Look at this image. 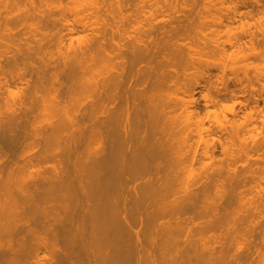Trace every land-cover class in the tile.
<instances>
[{
    "label": "rangeland",
    "instance_id": "rangeland-1",
    "mask_svg": "<svg viewBox=\"0 0 264 264\" xmlns=\"http://www.w3.org/2000/svg\"><path fill=\"white\" fill-rule=\"evenodd\" d=\"M121 1H122V4L126 1V3L123 5V12L125 14L124 16H127L124 21H125V24L129 30V33L127 34L128 37L125 38L127 43L131 44L129 42H131L132 40L135 41L136 38L143 39V40L148 39L147 41L149 43H151L152 41L155 42L156 46L152 45V44H154L152 42L150 47L153 46L151 48H155V50L158 48L159 51L157 49L158 52H156L155 58L150 57L152 59H148V61L154 60V62H151L152 64L154 63V65H157L159 63V66H156L157 69H159V71H163V72L165 71L168 73V71L170 70L172 73H174L173 70H177V71H179V74L181 73L180 78H179V79H181V83H177V85H175L174 84L175 82H171L170 84L173 85L171 87L170 84H168L167 80H166L163 82L165 90H159L156 92V95L159 98V100H163V98L167 99V102H168L169 107H170L169 111L173 116L172 118L174 119L173 122H171V130H170V133L168 132V134H169L168 137H169L170 141L172 142V151L175 152V155L177 156V162L176 163H173V162L170 163L166 170H168V169L172 170L174 172L173 175H176V176L178 175L180 178L179 180L183 183V187L185 186L184 184H189V188H187V190H191V192H192V189H194L195 194H194V192L191 193V196H193L194 198H196L195 195L197 192L199 193V195H201V196H198V198L202 197V191H203V195H204V193L206 195V196L205 195L203 196L202 200L198 199L199 203L196 202L197 199H195L196 200L195 201L194 198H192L193 199L192 202L194 203V204H192V202H191L193 209H191V207H190V210L188 209L187 213L185 210H182L185 206L183 207V205H181V204L184 202H182V203L180 202L182 209H180V206H176L175 208H173V206H174L173 205L171 207L170 205H172L174 201L171 204H170V202H167V205H165L166 200L169 199L168 195L170 193L169 192L170 190L173 189L172 190L173 192L171 191L172 193L169 196H172V194H173L174 197H170V198L171 199L174 198L175 201H176V199H175L176 195H174V193H175L174 191H179V192H176L175 194H177V196H180V197L182 195L187 194L186 192H184L186 190L177 189L178 186L180 188V184H181L180 181L177 180V181H175L176 183L174 182L176 184V187L171 188V186L173 184H171V186L169 184L167 186L170 188V189L168 188L169 189L168 192L166 191V193L163 194L164 196H159L160 197L159 199L162 200V199L166 198V194H167L168 198L165 201L164 200L162 201L166 207L161 203V200H158L159 201L158 203L156 202L158 205L155 203L157 205V206L156 205L155 206L158 208H161L162 206H164L163 208H165L164 212L166 214L161 211V209H162L161 208L159 211L162 212V215L160 213L156 216V214H155L156 207L154 206V204L150 205V206L147 205L148 208L152 207L153 208V209L151 208L152 210H154V208H155L154 212H150V210H149V212L151 213L149 215V219H148L149 222L148 221H147V223L143 222V221L138 222L139 221L138 220L136 224L132 225L133 229H131V231L132 230H139L141 233L139 236L142 239H143V236L145 237L148 234H149V236H151V235L154 236V234H155L156 239H159V242L161 244H163L165 242L164 243L165 244L164 249H161V247H163V246L158 244L159 243V242H157L158 240H156V242H154L153 239H155V237L152 238V236H151V240H153L154 243L150 242L151 240H148V238H150L149 236L148 237L146 236L147 239L144 238L146 241L148 240L146 242V245H144V246H146L145 248L147 249L148 248L147 245H149L150 246L148 248L149 251L152 249V247L154 249V251L152 249L149 254L151 255L152 251L154 252V254H153L154 256L152 255V258H154L156 264H174V263H171L172 262L171 260L174 256L173 255L174 251L178 252L177 250L181 249L182 253L184 254V252H183L184 250L182 248L186 244V247L188 246L187 250L188 251L190 250L189 252H191L192 249H197V247L199 248V246L203 245L201 242H199L200 240H202L206 236L209 238L210 236H208V235H211L214 232H215L214 235H211L210 238H211V240L215 239V242H212L210 240V238H209V240L211 243H216L213 245L215 247L217 246V248L213 247L212 244H208L210 242H209V240H207V237L204 240L205 242H203V240H202V242L205 244L206 240H207V247L210 249V247L212 246L211 247L212 250L211 249L210 250H211V252H213L214 255H215V253H214L215 250H217V249L220 250V253L219 252L216 253L217 254L216 256H217V260L219 262H220V260H224L221 262V264H226L225 263L226 260H228L230 262L232 260V264H233V260L234 259L236 260L238 255L240 256V258L238 257V259H241V261H239L237 259L239 262L236 260L238 263L243 262L244 264H264V121H263L264 120V101H263L264 100V0H172V1L168 0V2L166 0H121ZM108 2H110V1H108ZM111 2H115V0H111ZM83 4H84L83 0H34V3H31L30 0H23L21 6L22 7L25 6L27 8L31 7L29 13L19 14V11L17 10V8L11 9L12 7L9 8L10 9L9 12H8V10L6 12L5 11L6 9H5V10H2L5 12L0 13L1 15L4 14V16H5V14H7L6 16L9 17L6 20V18H7L6 16L5 17L0 16L1 18L3 17L5 19L4 20L2 18V20H1V18H0V21H1L0 36H2L0 38V65H2V66H0V69L3 66L5 69L6 68L8 69V73L6 74V77L8 76L7 79L10 80V74L11 75L18 74L17 71H20V72H24L26 70L28 71L31 68V65L32 66L36 65L32 68L36 67L35 69L38 68L37 69L38 71H40L42 69L44 71V69H45L44 67L39 69V66L41 67L40 62H42V65H44L43 64L44 62H43V60H41V57L46 62V65H44V66H48V63L50 64V62H51L52 68L50 67L51 64L49 65V67H50V69H53V70H50V69L48 70L47 68H49V67H47L45 70L46 73L41 71L42 73H38V75H37L40 78L42 77V79H40L39 77L37 79V76L35 75L34 72L30 73L33 77L30 74H28L29 72H31V70H32V68H31V70H29L28 73L26 72L27 75H25L26 80H27V77H29V79L27 80L29 83L27 81H25V83H24L23 80H21V81L17 80V81H20V83H18L16 81L18 84L17 83H6L5 82L6 78L3 77L4 75L3 74L0 75V140H2V138H3V136L1 135V132H4V130L7 132L6 129H8L7 125L9 124V122H7V121L10 120L9 117L12 115V114H10L12 111L11 110L9 111V109H8L9 108L8 103L9 102L11 103L13 101V99L15 101V99H18L19 97L21 98L22 94L26 95L27 93H28V95L26 96V98L22 97V99H20V100H22V103H23V99H25L26 103H27V100L31 102V103L29 102L28 104L23 103V105H22V103L20 104L21 101L19 99H18L17 103H19L20 105L19 104L16 105L15 104L16 101L14 102V104H15L14 107L21 108V105L24 108L26 107V109L21 108V110L24 111L25 116L27 114L28 118H29L28 114L30 112V118H29L30 121L28 122L27 117H26L27 118L26 120L28 123L26 122L24 117H22L23 119L19 118V117H21L19 115L23 114V112L18 115L16 112V111H18V108H16L17 110L15 109L16 110L15 112L14 111L12 112L14 115H15V113L17 114L19 121L21 119L25 122V124L24 123L22 124V123H19L18 120H17L18 122L14 120V122H16V124L19 123L20 127L18 126V129H17L19 134L22 132V131L20 132L22 126H24L26 128V129L22 128L24 130L25 135L24 134H22L24 136L20 135L21 137H19V139H18V137H17V136H19L18 133L15 134V132L17 131L16 128H14L16 130V131L14 130L15 131L14 132L12 127L11 128L9 127V129H12V131L14 132V133L12 132L14 134V136L10 132V130H8V134H11L8 137L11 136L14 138L17 135L15 138H16V140H19L18 141L19 143L15 140L18 143V145L16 144L17 146H15V150L12 151V152H14L13 154H15L16 156L14 155L15 158L10 160V161L15 160V161H17V163L14 165L12 162H9V160H7V163L9 162L8 164H6V163H4V164L1 163L3 165L0 164V167L4 166L3 170L5 169V171H6V172L4 171L5 173L4 172L2 173L3 170H1V172H0V252L2 253L4 250L5 253H9L11 255L10 256L9 254H6L7 256L6 257L3 256V258L0 256L2 259H4V260H2L0 258V264H17V263L20 264L21 260H22L21 264H45V263L52 264V262H53V264L54 263L55 264H60V263L63 264V262H59V260H57L58 263L55 262L56 260H54L57 255L54 252L55 248H53V247H55L54 245L56 244L57 241L53 242L51 240L50 241L51 244L52 243H54V244H52L53 246L50 244V246L46 247L47 251L45 250V247H43L41 243H39V244H41L40 245L41 248H40V246L38 247L37 245H35V247L37 246L39 249H37V248L35 249V247L32 248L33 246L31 245L29 240L30 241L32 240L33 242L32 241L31 242L34 244H36V243L38 244V242H40V239H37V238L39 236L38 233H41V234L43 233V225H41L43 223V221L42 220L38 221V220L44 219V221H45V218L42 216L44 214L42 211H40L41 208H39V210H38V205L36 206V204H34L35 202L33 203V199H31V200L33 203L32 205L34 207V210H32L33 207H31L32 206L31 204L29 205L28 203H26L27 199L22 198L23 197L22 195L25 194V192H23V194H22V191L29 190V191L33 192L32 189H33V186L35 185L34 184V182H35L37 185L36 188H37L38 192L47 193V191L50 190V192L47 193L48 194V202L47 203L48 204L50 203L49 205L52 204L53 206H55L54 203H57L58 201H61V200L62 201L65 200V199H63L62 195L64 194V191H65L64 195L68 194V192H66V191H69V190H66L67 188H65L63 190L61 188H57V186L55 187L56 184H53V183H56V182H54V181L53 182L51 181V183L48 182V180L41 182V180L39 179V178H41V175L42 176L48 175V173L44 174L45 173L44 172L42 174L41 172H43L44 170H48L49 168L54 169V170L52 169L53 174H55L57 172L58 169L57 170H55V169L58 168L56 165L59 166V164H60L59 160H58L59 164L53 163L51 165L52 168H51L50 164L52 163V161L56 162L57 157L58 158L62 157L65 159V157H63V155H64L63 153H65L66 147H68L67 141L70 140V138H69L66 141V138H68V136L70 135V132L72 131L70 129L69 125H65V124H61L58 126L55 125L57 123V122H55V120L57 121L56 117H58V119L60 116H61L60 118H63L62 116H64L65 113L64 112H63L64 114L59 113L62 111L57 110V106L54 103V94H56L60 91H62L60 93H63V90L65 89L66 94L63 93V96H62V94H61V96L63 98L64 95H66V96L69 95V96H67V98H65V97L63 98L66 100V101L63 100V101H65V102H63L64 105L69 107V115L74 116V117L78 116L77 118L79 119L78 120L79 123L83 121V118L84 119L86 118L85 120H87V122H85V120H84V122H85L84 125L82 124L85 127V124L87 123L86 124L87 127H85V128L80 123V125L83 127V132L81 134H77L76 137L74 136V138L71 136L72 137L71 139H73L72 141H75V140H77V141L74 143L69 141V142H71L70 146L76 147V148L72 149L74 152V154H73L74 157L72 159L73 155L71 154L72 155V156L70 155L71 158L69 157L70 160L71 159L74 160V162L77 164L78 168L79 167L80 168H83V167L86 168L88 165L87 161L90 159V157H89L90 154H92V156H93L95 153V152H93V153H91V152L96 151L97 148H98L97 150H99V147H101L100 133L96 132V129L101 128V125L97 128L94 127V130H91L93 125H95L94 123H96V125H99L97 122L93 121L96 118L92 120L94 123H91L90 117H92V116L84 117V116H86V114L83 113L84 114V115L82 114L83 118H79V117H81L80 114L83 111L85 113L87 112V116H89L88 113L91 114V109H92V111L94 110L93 109L94 106H93V108H91V105L93 103L92 100L94 99L95 94L97 93L96 90L100 87L102 77H103V73H107V71L109 70V66H110V61L105 56V51L103 48L104 46H103L102 42H100L101 45H98V44L95 45L92 50L90 48L91 51L88 52V54L90 53L89 58L87 56L88 55L87 52H86V56H85V53L79 55L82 58H83L82 55L87 57V59L85 57L83 59H81V60L85 61L84 65H83V61L79 60L81 57L77 56V57H79V59H78L79 62L80 63L82 62V68L84 66V69H81V65H80V69L77 68V64L79 62H78V60H75V58H74L75 54H73L74 53L73 51L76 49H73V48H75V46L77 45V43L79 41H81V43L82 44L84 43L85 45H94L93 43L99 42V40L101 38H99L97 32L95 31L98 28L96 25H99V24H96L95 26L93 25L95 27L94 30H89V31L81 30L78 33H75L74 34L75 36L73 37V38H75V40L72 39L73 42H71L72 40H70L71 39L70 37H66V38H70L69 41H68V39L65 40L66 42L67 41L69 42V43L67 42L69 46L71 44V46L68 49L69 50H70V48L73 49V50H70L71 54L69 52L68 55H67V51H69V50L67 49L68 46H67V44H65L66 43L65 41H64L65 46L62 43L63 45H61V48L60 47L57 48L58 47L57 45L60 46V44L58 42V37H59V27L61 26V24H59L57 27L50 25L49 27H47L43 30L44 32L49 34L48 38H51V40L48 39L49 45H47V43H46L47 41H46V42H44V44L42 43V45L38 46L39 48L43 45L45 46V47L43 46L44 47L43 50H41V48L39 49V53L37 52L38 49L36 51L35 48H33L34 50L32 49V51H34V52L36 51L38 53L36 56L32 57L33 59L27 58L29 55L28 54L29 51L27 49L29 46H31V48H32V45H33L32 40L31 39H21V40L11 41L10 39L7 38V33H9L10 29L18 30V32L22 29H26V28L29 29L30 28L29 25L27 23H25L24 21L34 22L35 21V19H33L34 15L37 16V13H41V12L47 13L49 11H52V12H57L58 17L64 16V15H66V16L68 15V16L72 17L71 15L73 13H75V11L77 9H80ZM107 6H109V5H107ZM110 7H111V5H110ZM0 8L4 9L3 5H0ZM233 8H237L239 10V14L236 17H234L233 13L231 12V10ZM104 15H106V14H104ZM241 21L248 22L250 24L249 27H251V28H249V30H250L249 32H245L242 30V28L240 27ZM227 25H233L234 26L235 34L238 35V37L241 41V44L243 45L242 48L239 49L238 47H236V46L233 47L230 44H225L223 46L222 41L228 38V31H227V27H226ZM138 29L140 31L142 30V33H139ZM148 29H150L149 32L152 29H153V31H151V33L149 34ZM63 32L66 33L65 30ZM93 34L96 37V38H94V40L97 39V42L90 39V37ZM94 35L92 37H94ZM87 38L90 39L91 42ZM86 39L89 41L88 44H86V42H85V41H87ZM206 40L208 42H211V43L213 42V40H215L216 46H214V44L211 45V43H210L209 46L206 45L204 47L203 42ZM49 41H51V42H49ZM165 42L168 43L170 45V47L167 44H163ZM251 42L254 43L253 49L257 53H255L253 50H250L252 48H250V46H248V45H250ZM156 43H160L161 48ZM182 43L187 44V45L184 46V44H182ZM72 44H73V47H72ZM79 44H80V42L78 43V48H79ZM194 44L195 45L198 44V45L193 47ZM85 45H84L85 48L82 45L81 46L83 48L80 46L82 49H84V52L86 51L85 49H87V51H89L88 47H93V46L87 47ZM157 45L159 47H157ZM188 45L191 46L193 49L191 47L189 48ZM101 46H103V47H101ZM25 49H26V51H25ZM29 49H30V47H29ZM58 49L61 50L60 54H59ZM195 49H197V51ZM40 50L42 52H40ZM27 51H28V53H27L28 55H26L27 57H25V54ZM223 51H225V53ZM34 52H31V53L33 54ZM234 52L239 53V54L235 55ZM16 53H17V56H20V57H18V59L20 58L19 64L17 63L18 60L15 62V60L17 59V56H15L14 54H16ZM62 53H65V54H62ZM23 54H24V56H22ZM72 54H73V56L70 57ZM31 55H29V56L31 57ZM63 55H64V57L67 55L68 60L66 57L63 58ZM190 55H191V57L193 55L195 58L194 57L191 58ZM45 56H46V58L51 56L49 59L47 58L48 61L50 60L49 62L47 61ZM59 56L62 58V61H60L61 58ZM164 56L165 57L169 56V57L165 58ZM12 57H14L16 59H14ZM22 57H25L26 59L21 62ZM38 57H40V60H41L40 62H39ZM51 58H53L52 59L53 61L51 60ZM72 58H74V59L72 60ZM130 58H131V56H130ZM164 58L166 59V61L164 60ZM56 59H57V61H56ZM69 59H70V61H74V60L77 61V62H75V63H77L75 65H74V62H71L73 65L72 69L75 66L74 69H76L77 72H75L76 70L74 71V69H73V71L72 70L69 71L70 70ZM167 59L168 60L170 59V60L167 61ZM12 60H14V61L12 62ZM30 60H32V61H30ZM162 60H163V62H162ZM65 61H67V62H65ZM146 61H147V59L142 61L143 63L140 62L139 65L137 64V66L141 67V65H142V67H143L144 64L146 66V63H147ZM56 62L59 65H57ZM62 62H64L63 64H66V65L62 64V66H64V68L68 64V66H67L68 71H66L67 69L66 70H62V69L60 70L59 69ZM156 62H157V64H156ZM37 65H38V67H37ZM56 66H58L59 68ZM55 67L59 69L61 75L63 74L62 77H61V75H58L59 72H57L56 73L57 75H55V73H54L55 72L54 69H56ZM70 67H71V65H70ZM49 71H53V72H49ZM61 71H63L64 73ZM65 71L69 72L70 74L67 73L66 74L67 76L64 75ZM47 72H49V73H47ZM72 72L73 73L75 72V74H72ZM171 72H170V75H171ZM51 73H52V75H51ZM53 73H54V75H53ZM76 73H78V74L76 75ZM245 73H246V75L248 74L247 76L251 78V81H252L251 83H250V79L246 78L247 77L246 75L243 76ZM42 74H44V75H42ZM49 74L51 75V78H50ZM40 75H42V76H40ZM70 75H72V76L74 75L75 78H74V76L68 77ZM236 75H239V77L237 76L238 78H241V77L244 78L245 77L244 78L245 80L244 79L242 80V78H241V80L243 81L242 82L240 79L237 78L240 81H236L237 80V79L235 80ZM55 76H58V78H60V79L62 78L64 80L61 79L62 80L61 82L57 81L58 79ZM222 76L225 78L227 77L228 80L226 79L227 80L226 81L225 78H222ZM54 78H56V79H54ZM73 78H74V80H72ZM207 78H210V83H211L210 85H209V83L206 84L207 82L205 80ZM221 79H222L223 83L227 82V85H229L228 87L230 89L227 87L226 83L223 84L221 82ZM36 80H38L37 83H35ZM97 80L100 81V83ZM224 80H225V82H224ZM56 81H57V83H56ZM63 81H65V82L69 81L70 82L69 83L70 86L68 85L67 89H66V87H67L66 84L68 82H66V83L64 82V84L66 85V86H64V84L62 83ZM31 82H32V85H31ZM95 82L98 83L99 87L95 84ZM239 82L241 84H238ZM60 83L62 85H60ZM29 84L31 87L29 86ZM186 84H188V86H193L194 91L196 88V91L195 92L192 91V93L194 95V98L197 99L193 103V105L190 104L189 108L193 110V114L190 117L189 121H187L185 119L184 107L186 105L185 100L189 99L190 96L187 95L186 93H184L181 88H178L179 86L186 85ZM204 84H206V86L208 85L209 88H211V89H209L207 87L210 90L209 91L210 95L208 97H205L204 91H202L204 89V87H202ZM250 84H251V86L253 85V87H251ZM33 85L35 88L32 87ZM222 85H224V86L226 85V87H223ZM24 86H26V88ZM61 86H63V87H61ZM29 87L32 88L31 89L32 91L30 89H28ZM222 87L224 88V91H223ZM241 87H243V89ZM225 88H227L228 90ZM240 88H241V90H240ZM94 89H95V91H94ZM231 89L232 90L234 89V90L229 91ZM67 90L69 92H67ZM211 90H212V93L214 94L213 97L215 100L213 99V97L211 98V95H213V94H211ZM225 90L229 93H226ZM236 90H237L238 98L236 96H233L236 94ZM29 91H31L32 94L29 93ZM70 91H71V93H70ZM169 91L171 93H169ZM93 92H95L94 97H93ZM230 92H232V93L234 92L235 94L232 95ZM168 93H169V95H168ZM221 93H223V94H221ZM255 93H256V95H255ZM217 94H219L218 96L220 98L217 97ZM215 96H216V98H215ZM96 97H98V96L96 95ZM257 98L259 100H257ZM216 99L218 100L217 103H216ZM94 100H96V99H94ZM98 100L95 101V104H94L95 109L98 107L96 105H98L100 102ZM254 100H255L254 106L257 104L255 107L253 106ZM91 101H92V103H91ZM86 102L89 103L88 104L89 109L87 107V108H85V110H79V107H82L83 104ZM212 102H214L216 104H214ZM63 103H61V104H63ZM12 104H13V102H12ZM241 104H242V106H241ZM197 105H199V107ZM60 106H63V105H60ZM99 106H101V105H99ZM10 107H11V105H10ZM29 107H31V109ZM28 108L30 111L28 110ZM231 108H234L232 111L235 110L236 112L235 113L232 112ZM241 108H242V110H241ZM260 108H262L261 110L263 112L260 110ZM21 110L19 109L20 112H21ZM100 110H101V107L96 110V113H98L97 119H99V120L102 117L101 113L99 116ZM19 111H18V113H19ZM80 111H81V113H79ZM97 111H99V112H97ZM249 111H251V112H249ZM8 112L10 115L8 114ZM25 112H27V113H25ZM152 112H153L152 124L154 125L156 131L158 133L159 132L161 133V131L164 129V126L162 125L163 123L160 124L161 123L160 122L161 121V118H160L161 110L158 107H156L155 103L153 104ZM253 112H255V113H253ZM259 112L262 114H260ZM236 113H238V114H236ZM233 114L234 115L236 114V116H234ZM250 114L251 115L253 114L255 116V117L253 116L255 120L249 118ZM24 115H22V116H24ZM245 115L248 117L246 118ZM251 115H250V117L253 118ZM7 117H8V120L6 121L7 122L6 123L5 119ZM228 118H230L232 120L230 122V124L235 119V120H239V121L234 120V122L243 123L242 125L246 126V127L245 126L243 127L242 133L244 135L243 136L244 144L247 146V150H248L247 153L238 152L237 147H239L240 142L237 141L236 138L235 139H236V142H238V144L235 142L234 149H233V145H232V147L228 151L230 144L233 143L232 136L228 135V133H226V132H229V131H227L228 127L227 128L226 127L221 128V126H219L217 124L218 123L217 120H220V121L224 122V124H227L228 121H230V120H227ZM88 119L90 120V124H93V125L88 124L89 123ZM51 120H52V123L54 122L55 124L54 123L51 124ZM58 121L60 122V120H58ZM252 122H253V124H252ZM185 123H188V124L185 125ZM230 124L228 123L227 126H229ZM5 125L7 126V128ZM47 125L50 127H54L53 125H55L56 127H54V128H56V129H53V128L49 129V127ZM16 127H17V125H16ZM45 128L47 130L48 129L49 130L47 131ZM206 128H208L209 130H206ZM223 128H226V129H224V131H223ZM228 130H230V129H228ZM50 131L52 133L53 132L58 133L57 137L52 138V137H50V135H48V137L46 138V136H45L46 133L51 134ZM43 133H45V135ZM67 133H69V135ZM160 133L158 135H160ZM94 134H96V135H94ZM5 135H7V134L5 133ZM4 139L6 140V138H3V140ZM36 139H37V141L39 139L40 142H37L39 144L36 145V148H38V149L34 150L35 146L32 147V145H34V144H32V142L33 141L35 142ZM5 140L3 142L0 141V144L1 143L3 144L5 142L4 144L7 145ZM220 140H221V143H220ZM99 141H100V143H99ZM46 142H47V144H46ZM213 142H215L214 143L215 148H214V150L211 151V153H209V155L206 156L204 153L205 145L209 144L210 149H211V148H213V144H212ZM44 144L47 146V148H45L46 153H48L49 151L53 155L56 154L57 151H59V153H60L59 155L57 154L58 155L57 157L54 156L55 159L52 158L53 156L50 153L47 154V156H48L47 158L50 159V160H48V159L47 160L50 163L46 160L49 163V165L48 164L47 165L45 164V165L48 167V169H44L46 166H44L43 164L47 163V162H45V160H43L44 163H42L43 162L42 161L40 164L36 161L33 162V160H32L33 163L32 162L29 163V161H31L30 160L31 158L36 157V155H38L37 153L39 151H40V153H43L41 150H44V148H43V146H45ZM211 144H212V147H211ZM236 144L238 145L237 147H236ZM6 145L3 146L6 149H8V150H6V152H8V151L11 152L10 150L12 148L14 149V147H13L14 144L12 145V148L10 146H9L10 148H7L8 146L6 147ZM39 148L41 150H39ZM231 150H234V152H232V155L230 154ZM23 151H25V152H23ZM2 152L0 151V156L3 154ZM26 152H30V154L32 152L33 155H35V154L36 155L33 157H32V155H30L31 156V158H30L27 156V155H29L28 153H27V155H25ZM21 153H24V154H21ZM66 153H68V152H66ZM19 154H20V156L18 157ZM65 155L68 156L69 154H65ZM16 157L18 158L17 160H16ZM49 157H51V158H49ZM0 159H2V157H0ZM27 160H29V161H27ZM72 160L70 163L73 162ZM25 162H27L29 164L26 163L27 166H23ZM11 163L13 164V166L15 168L10 167L9 169L10 170L12 169L11 170L12 173L9 170V172H10V174H9V173H7L8 167L6 170L5 166L9 165ZM35 163L38 164L39 166L36 165ZM30 164H31V166H30ZM54 164L56 167L55 166L53 167ZM32 165H34V167ZM40 165H41V167H43L42 168L43 170L40 169L41 168ZM35 166H38V167H35ZM27 168H28V170H27ZM34 168H39L41 171H39V169H38V171H37V169H36V171H34ZM30 171H31V173H30ZM54 171H55V173H54ZM168 172H169V174L171 173V171H164L163 170L160 172V174L164 173L168 176L169 175ZM32 174H34V175H32ZM35 174H36V176H37V174H38V176L40 175V177H36ZM9 175H11V176H9ZM52 175H50V176H52ZM33 176H35L34 178H37V180H40V182L43 184H44V182H46L45 185H47V186H45V185L41 186V183L39 182L42 189L39 188V184H37L38 181L36 182V179H34ZM177 177L175 178V180L177 179ZM10 178H12V179H10ZM31 178L34 180H32ZM51 178H52V180L55 179V177H54V179H53V177H51ZM30 180L34 181V182H31V184H30ZM27 181H29V182H27ZM50 184L53 185V187L51 185L52 188L50 186H49L50 188L48 187V185H50ZM173 186H175V185H173ZM43 187L47 188L48 190L44 189ZM183 187H181V188H183ZM198 188L201 190V193L199 192L200 190H198ZM195 189L198 191H195ZM33 190H35V188ZM59 191H61V193ZM218 192H219V195H220V192H223L221 194L222 200H220V197L216 196L217 195L216 193H218ZM198 193H197V195H198ZM30 195H32V194H30ZM24 196L27 197L26 194ZM32 196L34 198V194ZM215 197L218 199V201H217V199H213ZM183 198L184 197L182 196L180 201H182ZM14 199H17V201H19V202H16V200H15V202L18 205H19V203H21L22 206H25L24 203H26V204H28V207L30 206L29 207L30 211L31 212L33 211V214H31V212H29L28 215L33 216L35 214V216H33L34 219H31L28 221V223H25V225L27 224L26 226L21 225V224H24L25 221H24V218L21 219L23 216H19V214L20 213L22 214L23 212L27 214V212H25L23 210L27 209V211H28L29 208H27V205L25 207H22L21 205H19L21 207V209L22 208L23 209L18 211V212L21 211L18 215L15 214V211H17L19 209V206H18V208H16L17 209L16 210L15 207H17V204L15 203V207H14V204H13ZM36 199H37V197H36ZM177 199H179V198L177 197ZM34 200H35V198H34ZM211 200H213V201H211ZM215 200H216V203H215ZM186 201H188V199L185 200V202ZM190 201H191V199H190ZM28 202H29V200H28ZM29 203H31V201ZM47 203H46V207L48 208L49 205H47ZM59 203H61V202H59ZM143 203H142L143 206L140 209L143 210V212H144L148 208H147V206L145 207V205L147 203H145V204H143ZM159 203H160V205L162 204V206H160ZM168 203H169V207H171L172 210L168 208ZM176 203H177V201H176ZM37 204H39V202ZM140 204H141V202L138 203L137 205H134L135 207L138 206V209L135 208L134 206L133 207L135 208L134 211L136 213H139L142 215L143 213L139 209V207H141ZM196 204H197V206H196ZM214 204H216L218 206V207L216 206L217 210L212 208V207H215ZM52 205L49 207H53ZM178 205H179V200H178ZM184 205H186V204L184 203ZM211 205H214V206H211ZM35 206L37 207L38 211L35 210ZM143 207H145L146 209L144 210ZM177 207H178V209H176ZM13 208L15 211L13 210ZM48 209H47V211H48ZM51 210H52V208L49 211L51 213H53ZM139 210L141 213L139 212ZM53 211L55 213L57 211L56 208H54ZM157 211H158V209H157ZM38 212H40V213L38 214ZM41 213H42V215H40ZM152 213H154L155 215L154 214L152 215ZM139 214H137V215H139ZM50 215H52V214H50ZM39 216H42V218L40 217L37 220L36 218ZM186 216H191V217L193 216V217H192V219L190 217L191 220H188V217H187V220L189 221L188 222L185 220ZM24 217L27 218L26 216H24ZM50 218H51V220L53 219V217H50ZM183 218L187 222V224L189 223V225H187L186 222L183 223V221H184V220L182 221ZM35 219L37 221H35ZM150 219H151V221H150ZM219 219L222 220L223 223H219V224L216 223V225L218 224V228H217V226L214 225L215 229L213 227V229L210 230L209 225H212L211 223H215V222L219 221ZM21 220H23V223ZM32 220H34L36 223L41 222L40 226H42V229H41V227L38 228V226H39L38 224L32 225V228L34 226L35 227L37 226L36 228L39 231L42 230V232L37 233L38 236H37L36 240L34 237L36 234L35 235L31 234V231L26 232L27 229L28 230L32 229L29 226V224L30 225L32 224ZM178 220L181 221V224L179 223L180 221L177 222ZM53 221H54V219H53ZM53 221L49 220V222H53ZM165 221L166 222L170 221V224H171L170 227H173V228L177 227V225L175 224V222H177L180 225H182L181 226L182 228L185 229V230H182L183 231L182 232L181 229L178 228L180 226L178 224L179 226L177 228L180 229L179 232L181 231L180 233H182V234L179 233V235H183V236H181V238H180L177 235V239L179 240V238H180V240L181 239L184 240L186 238L185 239L186 241L184 240V242L182 240L181 241L179 240L180 242H178L177 240L175 241L176 243L178 242V244L175 243L176 245H179V243L181 244L182 242L185 243V244H182L183 246H179L181 248L178 249V248H175V246H174V248L177 250L172 248L174 245L173 244L174 241L172 242V239L174 237H176L178 230H177V228H175L174 232H173L172 228H170V227L168 228L164 225L163 226L166 228L163 227L164 230H162L163 228H161V226ZM26 222H27V220H26ZM112 222H114L115 225H113ZM111 223L110 224L113 225L114 227L117 226L116 225L117 223L115 221H111ZM160 223H162V224H160ZM148 224H150V225L152 224L151 225L152 228H155V227L157 228V226L159 224L160 227H158L157 229L155 228V229L158 231L161 228L160 229L161 231H158V233L161 234V236L157 232H154L155 229L151 231V228H149L150 225H148ZM153 224H154V226H153ZM240 224L242 225L243 228L239 229V227H241ZM134 225H136V226H134ZM147 225H148V228H147ZM186 225L189 227L186 228L187 227ZM238 225H240V226H238ZM19 226H22L23 229H25V230H23L24 232L22 231L23 235H25V236L22 237V235H21V237L23 238V241H21V242L24 243V241H26L25 242L26 244L23 245L24 246L23 249H24L25 253H27V250H28V249H26L27 246H28V248H31L29 250L30 252L28 251L27 255L24 253V251H23V254H20V256H19V253H17V251L19 252V250H23V249H20L19 246L17 245L18 244L17 240L19 241V238H20V236L17 235L20 231L19 230L17 232V229L19 228ZM28 226H29V228H28ZM195 226L202 227L201 229H203L206 234L202 233V236L200 234L201 232L199 233L200 235L197 234L198 230L196 231ZM26 227H27V229H26ZM110 227H111V229L114 230V227L113 228H112V226H110ZM118 227H119V225H118ZM118 227L115 228L114 232H117L118 236H119L121 233H123V230L121 233H119L121 230L119 229L117 231ZM233 227H236V229ZM145 229L146 230L149 229V231L145 232L146 231ZM166 229H168V230H166ZM233 229H235L236 231H234ZM141 230H142V232H141ZM194 230L196 231V234L198 235L197 238L195 239V241H197L199 239L198 243H201V245L199 244L197 246V244H198L197 243L194 245V246H197L196 248H190L195 243V241L193 244L191 243L194 240V236L196 237L195 233H193ZM14 231H15V234L17 232V234H16L17 236L15 235V238H18V239H16V240L13 239L14 240V242H13V240H10V239L12 237L14 238ZM184 231H186V232H184ZM188 231H189V233H188ZM144 232L147 234L142 235V233L144 234ZM151 232L152 233L154 232V233L152 234ZM164 232H166V235ZM132 233H133V231H132ZM173 233H175V234H173ZM26 234L27 235L31 234V235L27 238ZM134 234H135V232L133 233V235L131 234V236H130V234H127V236L125 233L121 234L120 237L122 239H120V243H119L120 246H119V248H117V250H115L116 248L111 249L109 247H105L106 245L105 246L99 245L100 246L99 247L98 244L96 245V243H94L95 240L93 237L92 238L90 237L91 240H90V238H88V239L90 242L91 241L93 242L94 247L92 246V243H90L88 241L89 244H86V246L90 245V246H88V248H86V246L84 244V246L82 247L83 249L81 247H79V249L82 250V252H84L83 250H85V252H88L90 254L91 253L95 254L99 250L98 251L99 253L98 252L97 253L100 255H102V252L105 250L108 253H109V250H112L113 253L114 252H116V253L120 252L121 254L119 253V255L117 257H116V255H117L116 253H114V254L112 252L109 253L111 256L114 255V258L116 257V259L118 257H120V255L123 256V253H125V251L128 250L129 252L127 251V253H125L123 257L121 256L122 258H119L120 260L118 259L116 261V263L118 262L117 264H139V263L141 264V261H142V264H148L147 262H148V259L150 258L149 254H148V256H145V254L148 253V250L145 249L147 252L144 251V248H142V246L140 247L141 249H139V248L136 249L135 248L136 245L133 247V243L137 240L136 235L134 237ZM190 234H191V236H190ZM203 234L206 236L203 237ZM215 234L218 237H216ZM31 236H33L32 239H31ZM50 236L51 235L49 234V237ZM212 236H213V239H212ZM214 236H215V238H214ZM187 237H189V238H187ZM191 237H193L192 241L189 240V239H191ZM199 237H202V238H199ZM22 238H20V239L22 240ZM141 238H140V240H141V242H143L144 239L142 240ZM134 239H135V241H134ZM187 239L189 240V243H188ZM244 239H245V241H244ZM37 240H39V241L37 242ZM64 240L65 239H63V242H64ZM173 240H175V238ZM11 241H12V243H11ZM15 241L17 242V244H15L16 243ZM35 241H36V243H35ZM58 241L61 242L62 241L61 238ZM121 241H122V243H121ZM136 242L134 244H136ZM148 242H149V244H147ZM237 242L241 243L240 245L241 246L243 245L244 247L240 246V248H237L238 250H235L236 249L235 246H236V244H238ZM13 243L16 245V249L18 246L19 250H16L15 247H13V246H15V245H13ZM27 243H28V245H27ZM143 243H145V242H143ZM150 243H152V244L150 245ZM10 244H12V246L8 247V245H10ZM58 244H59V242H58ZM60 244H59V246L60 247L63 246L64 250L69 249V246H68L69 244H67V246H66V243L63 245H60ZM78 244H79V242H77L75 245H78ZM121 244L124 247H122ZM153 244H158V246H161V247L158 248L157 245H153ZM187 244H190L191 246H189ZM30 245H31V247H29ZM65 246L68 248H66ZM78 246H80V245H78ZM95 246H97L98 248ZM205 246H206V244L204 245V247H201V249L204 248L207 250L208 248H205ZM225 246L230 248V249L227 248V249H229L228 251H231V249L234 246V250H233L234 252L233 251H231V252H233V254H236L235 252L237 251L238 252L237 257H236V255L232 254L233 255L232 257L235 256L236 258L231 259L232 258L230 256L231 253L229 254L228 251L227 252L224 251V253L226 252L225 254L222 253ZM247 246L249 247L248 249H249L250 253H248L246 250ZM130 247H133V250ZM156 247H157V249H156ZM186 247H184V248L186 249ZM11 248H12L11 251L12 252L16 251V253L18 255L16 253H14V255H13V253L11 251H10L11 252L10 253L9 249H11ZM76 248L77 249H75V250H77V252H79L80 250H78V247H76ZM95 248H97L98 250H96ZM242 248H244V249H242ZM34 249H35V251H34ZM88 249L89 250L91 249V250L86 251ZM201 249H198V251H196V252H198V254H200L199 251ZM121 250L122 251L124 250L123 253ZM136 250H138V251H136ZM172 250H174V251H172ZM181 250H179L180 254H181L180 257H182L184 259L183 256H185L186 259L184 261L186 262L187 258H188V261H190L189 255L186 253L183 255L181 253ZM206 250L201 251L205 255V256H202V258L209 256V257H211V259L208 258L207 260H210L209 261L210 263L212 261H214V262L217 261L216 256H214L215 260H213L212 259L213 254L212 255L210 254L211 253L210 250L209 251L208 250L206 251ZM242 251H243V254H241V255H242L243 259H245V262H244V260H242V257L239 254V253H242ZM251 251H252V253H251ZM143 253H144V255H143ZM193 253H194V255H192L193 257L190 255L191 258H196L195 257L196 256L195 250ZM45 254L48 256H46ZM178 254H179V252H178ZM178 254L175 255V257L176 256L179 257ZM203 254H200V255H203ZM218 254H220V255H218ZM246 254L248 256L251 255L250 256L251 258L246 256ZM16 255L19 256L20 258L17 257V259H16ZM21 255H22V257H21ZM142 255L144 256V258L147 257L148 259H146V260L142 259L143 258ZM244 255H245V258H244ZM12 256H15L16 260H18V258H19L20 263L19 262H17V263L16 262H10L11 261L10 259H12L11 258ZM51 256L53 257V259ZM84 256H83V258H81V260H80L81 262L78 261L79 262L78 264H80V263L81 264H85V263L86 264H93V263L99 264V262L96 261L93 257L91 258V261L88 260V262H87V259ZM138 256H140V257H138ZM49 257H51V258H49ZM137 257L139 258L138 260L140 262L136 263ZM177 257L175 258V260L177 259ZM247 257L250 258L251 260L249 261L247 259ZM57 258L58 257H56V259ZM179 258L177 260H178V262H180L179 264H181L182 261ZM202 258H200V260L197 259L198 261L196 264H199V263L205 264V262H204L205 259L201 260ZM83 259H85V260H83ZM246 259L250 263H248V261H246ZM176 261H174V262L176 263ZM191 261H193V262H191ZM191 261H190V263L187 262L186 264H188V263L193 264L194 262H196L193 259ZM201 261H202V263H201ZM218 261L216 263L220 264V263H218ZM91 262H93V263H91ZM155 262H154V264H155ZM206 262H207V264L209 263L208 261H206ZM214 262L212 264H214ZM234 263H236V262L234 261ZM238 263H236V264H238ZM150 264H152V263L150 262ZM229 264H231V263H229Z\"/></svg>",
    "mask_w": 264,
    "mask_h": 264
},
{
    "label": "bare ground",
    "instance_id": "bare-ground-1",
    "mask_svg": "<svg viewBox=\"0 0 264 264\" xmlns=\"http://www.w3.org/2000/svg\"><path fill=\"white\" fill-rule=\"evenodd\" d=\"M84 1V4L82 5V7L80 8V9H77L76 11H75V13H73L71 16L72 17H70V16H66V15H64V16H60V17H58V14H57V12H52V11H49V12H41V13H37V16H35L34 15V17H33V19H35V21L34 22H28V21H24L25 23H27L28 25H29V29H22V30H20L19 32H18V30H14V29H10V31H9V33H7V38L8 39H10L11 41H15V40H21V39H31L32 40V42H33V45H32V48H31V46H29L30 47V49H29V47H28V51H29V53H28V51L26 52V54H25V57H27L26 55H31L32 53L31 52H34V51H32V49L33 48H35V50L37 51V49H38V53H39V49L41 48V50H43V48L45 47L44 45V47L43 46H41L40 48L38 47V46H40V45H42V43L44 44V42H46L47 43V45H49L48 44V39L49 40H51V38H48V36H49V34L48 33H46V32H44L43 30L45 29V28H47V27H49L50 25H52V26H58L59 24H61V26L59 27V37H58V42H59V44H60V46L59 45H57L58 47L57 48H61V45H63L64 44V41L66 40V39H68V41H69V39L70 40H72V39H74L75 40V38H73L75 35V33H78L79 31H81V30H83V31H89V30H94L95 29V25L96 24H99V25H96L98 28L95 30L96 32H97V34H98V36H99V38H101L100 40H99V42H97V39H95L94 40V38H96L95 37V33L93 34L94 35V37H90V39L91 40H94L95 42H97V43H93L94 45H85L84 43V45L85 46H93V47H88L89 49V51H87V49H85L86 51L84 52V49H82L83 47H84V45L81 43V41H79L80 42V44L83 46H81L80 44H79V48H78V43H77V45L75 46V48H73V49H76V50H74L73 52V54H75L74 55V58H75V60H78L79 59V57H81V56H79V55H81V54H83V53H85V56H86V52H87V54H88V52H90L93 48H94V46L95 45H101V43L100 42H102V44H103V46H101V47H103L104 48V51H105V56L108 58V60L110 61V66H109V70L107 71V73H103V77H102V81H101V84H100V87L98 86V83L97 82H95V84L99 87L96 91H97V93L95 94V92H93V97H94V94H95V97H96V95L98 96V97H94V99H96V100H98V101H100L99 102V104L98 105H96V106H98L96 109H95V101L96 100H92L93 101V103H92V101H91V103H92V105H91V108H93V106H94V110L92 111V109H91V114L90 113H88L89 114V116H87V112L85 113L84 111L81 113V111L79 112V113H81L80 115H81V117H79V118H83L82 117V114L84 113V114H86V116H84V117H90V116H92V117H90V120H91V123H94L93 121H95V122H97L99 125H96V123H94L95 125H93V124H90V120H89V125H93V129L91 128V130H94V127H99L100 125H101V128H97L96 129V132H99L100 133V138H101V147H99L98 145V147H99V150H97L96 149V151H92L91 153H93V152H95L94 153V155L92 156V154H90V159L87 161V167L86 168H78V166H77V164L74 162V160H72L73 159V157H74V152H73V148H76V147H72V146H70L71 145V142H76L77 140H75V141H72L73 139H71L72 137L74 138V136L76 137V135L77 134H81L82 132H83V125H84V123L85 122H87V120H85L84 118H83V121L82 122H80L81 123V125L83 126H81L80 125V123L78 122V116H71V115H69V107L68 106H66V105H64V103L63 102H65L66 100L65 99H63L64 97L65 98H67V96H69V95H64V97L62 98V96H63V93L64 94H66L65 92H66V90L64 89L63 90V93H60V92H62V91H60V92H58V93H56V94H54V103H55V105L57 106V110L58 111H62V112H59V113H65V115L64 116H62L63 118H60L59 117V119H58V117H56L57 118V121L55 120V122H57L55 125H61V124H65V125H69L70 126V129L72 130L71 132H70V135H69V133H67L69 136H68V138H66V141H67V139H69L70 138V140L69 141H71V142H69V141H67L66 143L68 144H66L68 147H66V150H65V153H63L64 155L65 154H69L68 156L67 155H63V157H65V159L64 158H58L57 156L60 154L59 153V151H57V153L56 154H52L49 150V152L48 153H46V149L45 148H47V146L45 147V146H43V148H44V150H41L40 148H39V150H41L43 153H40V151L37 153L38 155H36V157H33V156H35V155H33V153L31 152V154H30V152H26L25 153V155H27V153L29 154V155H27L28 157H30L31 158V156L30 155H32V157L33 158H29L31 161H29V160H27V161H29V163L30 162H32V160H33V162L34 161H36V162H38L39 164L43 161V160H45V162H47L48 160H50V159H48L47 157V154H51L52 156V158H54L55 159V157H57V161L56 162H54V161H52V163L50 164V166L53 164V163H58V160H59V166L58 165H56L58 168H56L55 170H57V172L55 173V171H54V173L55 174H53V168H52V166H51V168L53 169H48V167L46 166L47 164L49 165V163L47 162V163H44V161L42 162V163H44L43 165L44 166H46L44 169H48V170H44L43 172H41L42 174L44 173V174H47L48 173V175H41V178H39L40 180H41V182H43V181H46V180H48V182H50L51 183V181L53 182H56V183H53V184H56L55 185V187L57 186V188H61V189H65V188H67L66 190H69V191H66V192H68V194L67 195H64L65 194V191H64V194L62 195V197H63V199H65V200H61V201H58L57 203H54V205L55 206H53L52 204V206L53 207H49V206H51V205H49L47 202H48V192H50V190H48L47 188H44V189H47L48 191H47V193H40V192H38V190H37V188H36V183L34 182V181H31L30 180V184H31V182H34V186H33V189L35 188V190H33L32 189V191L33 192H31V191H29V190H27V191H22V194H23V192H25V194L27 195V197L26 196H24L25 194H23L21 197L22 198H24V199H27V201H26V203H28L29 205L31 204H33L34 202V204H36V206L38 205V210H39V208H41V210L40 211H42L43 212V214L44 215H42V213L40 214V215H42L44 218H45V221H44V219H40V220H38L40 217L42 218V216H39V217H37L36 219L38 220V221H43V223L41 224V225H43V233L41 234V233H38V232H42V230L41 231H39L35 226V228L33 227L32 228V225H39L38 226V228L39 227H41V229H42V226H40V223L39 222H35V221H37L36 219H35V221L34 220H32V224L30 225L29 224V226L32 228H30L31 230H28L27 229V227H26V232L27 231H31V234H36L34 237H35V240H36V238H37V236H38V234H39V236H38V238L37 239H40V242H38L39 240H37V242H38V244L36 243V241H35V243L36 244H34V243H32L29 239V242L31 243V245L33 246L32 248H34L35 247V245H37L38 247L42 244V246L43 247H45V250H46V247H48V246H50V244H51V240L54 242H56V244L54 245L55 247H53V248H55V253H56V257H58L57 259H56V257H55V259L54 260H56L55 262H57V260H59V262H63V264H78L79 262L78 261H80L81 260V258H83V256L87 259V262H88V260H90L91 261V258L93 257L96 261H98L99 262V264H117L116 263V261L119 259V258H122L123 256H124V254L125 253H127V251L128 250H126L125 251V253H123V251H122V253H123V256L122 255H120V257H118L117 259H116V257L119 255V253L117 252H114V253H116L115 255H116V257L114 258V255L113 256H111L109 253L110 252H112V250H109V253L105 250V251H101L102 252V255H100V254H98L99 252V250L97 249L98 247L97 246H95V247H97V248H95L96 250H98L95 254H90V253H88V252H85V250H83L84 252H82V250H80L79 249V247H83L84 246V244H85V246H86V244H89V239L88 238H94V240H95V242L94 243H96V245L98 244V246L100 245V246H102V245H106L105 247H109V248H113V249H115V250H117V248H119V243H120V239H122L121 237H120V235L121 234H123V233H125L126 234V236H127V234H130V236H131V234L133 235V233L135 232V234H134V237H135V235H136V238H137V242L135 241V239H134V241L136 242V244H134L133 243V247L136 245V249L137 248H139V249H141L140 247L142 246V248H144V251H146V250H148V253H146L145 254V256H148V254L150 253V251L153 249V245H157V247L159 248V247H161V246H163V247H161V249H164V247H165V242L163 243V244H161L160 242H159V239H156V237H155V234H154V236H152L151 234V236H152V238L153 237H155V239H153L154 240V242H156V240H158L157 242H159L158 244H160L161 246H158V244H153L151 247H152V249L149 251V245H147V249L145 248L146 246H144V245H146V242L148 241V240H151V236H149V234L148 235H146L147 237L149 236L150 238H148V240L146 241L144 238H146L147 239V237L145 236H143V239L139 236L141 233H140V231L139 230H132L133 231V233H132V231H131V229H133L132 228V225L133 224H136L137 223V221L138 222H146L147 223V221H148V219H149V215L151 214L150 212H154V210H155V208H154V210H152L153 208L152 207H150V208H148V206H150V205H153L154 204V206L159 202L158 200H161V199H159L160 197L159 196H164L163 194L164 193H166V191L168 192V190L170 189L169 187H167L169 184H170V186H171V184H173V185H175V186H171V188L172 187H176V182L175 181H180L179 179V176L177 177L176 175H173L174 174V172L172 171V170H166L167 169V167H168V165L170 164V163H176L177 162V156L175 155V152H173L172 151V142L170 141V139H169V137H168V132L170 133V130H171V122H173V116H172V114L170 113V111H169V109H170V107H169V104H168V102H167V99H165V98H163V100H159V98L157 97V95H156V92L157 91H159V90H165L164 89V85H163V82L164 81H166L167 80V83L168 84H170L171 82H175L174 84L175 85H177V83H181V79H179L180 78V75H181V73L179 74V71H177V70H173L174 71V73H172L169 69V71H168V73L167 72H163V71H159V69H157V67L156 66H159V63L157 64V62H156V64L157 65H154V63L152 64L151 62H154V60L152 61V60H150V61H148V59H152V58H155V56H156V52H158L159 51V49H158V51H157V49L155 50V48H151V47H153V46H151L150 47V45H151V43L153 42H151L150 40V42L151 43H149L146 39L145 40H143V39H139V38H136V40L134 41V40H132L131 42H129V43H131V44H128L127 43V41H126V37H128L127 36V34L129 33V30H128V28H127V26H126V24H125V18L127 17V16H124L125 14H124V12H123V5L126 3V1L122 4V1L121 0H115V2H111V0H83ZM108 1H110V2H108ZM167 2H168V0H166ZM172 1V0H171ZM22 2H23V0L21 1V0H0V5H3V8L4 9H2V8H0V13L2 12H7V10H8V12H9V8L10 7H12L11 9H14V8H17V10L19 11V14H21V13H23V14H25V13H29V11H30V9H31V7L30 8H27V7H22L21 6V4H22ZM30 2L31 3H34V0H30ZM107 5H109V6H107ZM110 5H111V7H110ZM6 9V10H5ZM2 10H5V11H2ZM231 12L233 13V15H234V17H236L238 14H239V10L237 9V8H233L232 10H231ZM104 14H106V15H104ZM7 14H5V16H6ZM9 15V14H8ZM0 16H4V14L3 15H1L0 14ZM4 16V17H5ZM7 18H6V20L9 18L8 16H6ZM109 17V18H108ZM1 18V17H0ZM3 18V17H2ZM2 18H1V20H2ZM95 18V19H94ZM4 19V18H3ZM5 20V19H4ZM3 20V21H4ZM99 21V22H98ZM0 24H1V21H0ZM94 25V26H93ZM250 26V24L248 23V22H243V21H241V23H240V27L242 28V30L243 31H245V32H249L250 30H249V28H251V27H249ZM227 27V31H228V38L227 39H225V40H223L222 41V43H223V46L225 45V44H230L231 46H236V47H238L239 49L240 48H242V44H241V41H240V39H239V37H238V35H236L235 34V30H234V26L233 25H227L226 26ZM66 31V33H64L63 31ZM149 30L150 29H148V33L150 34L151 33V31H153V29L149 32ZM248 30V31H247ZM138 32L139 33H142V30L140 31L139 29H138ZM165 32V31H164ZM135 36V35H134ZM2 36H0V38H1ZM66 37H70V38H66ZM98 38V37H97ZM98 38V39H99ZM135 38V37H134ZM148 38V37H147ZM88 39V38H87ZM86 39V40H87ZM90 39H88V40H90ZM85 41L86 42V44H88V42L89 41ZM91 40H90V42H91ZM67 41V42H68ZM84 41V40H83ZM126 41V42H125ZM134 41V42H133ZM167 41V40H166ZM49 42H51V41H49ZM66 42V41H65ZM65 43V44H67V49L71 46V44H70V46L68 45V43ZM71 42H73V40L71 41ZM70 42V43H71ZM93 42V41H92ZM168 42V41H167ZM216 41L215 40H213V42L211 43V42H208L207 40L206 41H204L203 42V44H204V47L206 46V45H208L209 46V44L211 43V45L212 44H214V46H216V43H215ZM45 43V44H46ZM63 43V44H62ZM100 43V44H99ZM154 44H152V45H155V42H153ZM169 43V42H168ZM168 43H163V44H167V45H169ZM196 43V42H195ZM65 44H64V46H65ZM90 44V43H89ZM156 44H158L159 46H160V43H156ZM182 44H184V43H182ZM130 45V46H129ZM157 45V47H159ZM185 45H187V44H184V46ZM190 45V44H189ZM188 45V47L190 48L191 46H189ZM198 44H194L193 45V47L194 46H197ZM82 48H81V47ZM156 46V45H155ZM248 46H250V48H252V49H250V50H253L254 52H255V50L253 49L254 48V43L253 42H251L250 43V45H248ZM37 47V48H36ZM63 47V46H62ZM72 47H73V44H72ZM78 49H77V48ZM168 47V46H167ZM166 47V48H167ZM169 47H170V45H169ZM85 48V47H84ZM90 48H91V50H90ZM160 48H161V46H160ZM192 48V47H191ZM72 48H70V50H73ZM168 49V48H167ZM193 49V48H192ZM34 50V49H33ZM40 50V52H42ZM59 50V54H60V52H61V50L60 49H58ZM69 50V49H68ZM70 50L69 51H67V55L69 54V52H70ZM196 51H197V49H195ZM25 51H26V49H25ZM34 52L32 55H31V57L28 55V59L29 58H32L33 56H36L38 53L37 52ZM252 51V52H253ZM63 52V51H62ZM224 53H225V51H223ZM19 53V52H18ZM25 53V52H24ZM28 53V54H27ZM31 53V54H30ZM36 53V54H35ZM255 53H257V52H255ZM62 54H65V53H62ZM70 54H71V52H70ZM73 54L70 56V57H72L73 56ZM90 54V53H89ZM89 54L87 55L88 56V58H89ZM234 54L235 55H238L239 53H236V52H234ZM15 56H17V53L16 54H14ZM67 55L65 56L66 58H67ZM169 55V54H168ZM13 56V55H12ZM14 56V57H15ZM22 56H24V54L22 55ZM43 56V55H42ZM77 56H79V57H77ZM83 56V58L85 57L84 55H82ZM91 56V55H90ZM130 56H131V58H130ZM14 57H12V58H14ZM18 57H20V56H17V59L16 58H14V59H16L15 60V62L17 61V63L19 64V59H18ZM25 57H22L21 59V62L23 61V60H25L26 58ZM44 57V56H43ZM51 57V56H50ZM50 57H47L48 59L50 58ZM60 57V56H59ZM64 57V55H63V58H65ZM69 57V58H70ZM150 57H152V58H150ZM165 57V56H164ZM167 57H169V56H167ZM167 57H165V58H167ZM190 57H191V55H190ZM192 57H194L193 55H192ZM191 57V58H192ZM11 58V59H12ZM45 58H46V56H45ZM46 58V59H47ZM61 58V57H60ZM74 58H72V60L74 59ZM82 57L79 59V60H81V59H83ZM86 59H87V57H85ZM164 58V60L166 61V59ZM195 58V57H194ZM33 59V58H32ZM38 59H39V62L41 61V60H43V64L44 65H46V62L44 61V59L41 57V60H40V57H38ZM48 59H47V61H48ZM53 58H51V60H52ZM59 59V58H58ZM145 59H147V63H146V66H145V64H144V66L142 67V65H141V67L139 66H137V64L139 65L140 64V62H142V61H144ZM2 60V59H1ZM67 60H68V58H67ZM70 61V59H69V68H70V70L69 71H73V69L75 68V66L73 67V69H72V63L71 62H74V65L75 64H77V63H75V62H77V61ZM79 60H78V62H79ZM170 60V59H169ZM168 59H167V61H169ZM10 61V60H9ZM14 60H12V62H13ZM28 61V60H27ZM30 61H32V60H30ZM50 61V60H49ZM48 61V62H49ZM53 61V60H52ZM56 61H57V59H56ZM60 61H62V58L60 59ZM81 61H83V65H84V63H85V61L84 60H81ZM29 62V61H28ZM47 62V63H48ZM65 62H67V61H65ZM149 62V63H148ZM162 62H163V60H162ZM57 63V62H56ZM64 62H62L61 63V65H60V68L58 67V66H56V67H58L60 70L62 69V70H66V71H68V64H67V66L64 68V66H62V64H63ZM80 63V62H79ZM78 63V64H79ZM143 63V62H142ZM167 63V62H166ZM28 64V63H27ZM35 64V63H34ZM40 64H41V67L39 66V69H41V68H45L44 69V71H43V69L42 70H40V71H38L37 69H35V68H32V67H34V66H36V65H34V66H32L31 65V68H32V70H31V68L29 69V70H31V72H29V70L27 71H24V72H20V71H17V73L18 74H13V75H11L10 73V80L9 79H7L8 78V76L6 77V74L8 73V69L6 68H4V66L0 69V75L1 74H3L4 76L3 77H5L6 79V83H20V81L21 80H23L24 81V83H25V81H27L28 79H29V77H27V80H26V77H25V75H27L26 74V72L28 73V74H30V73H32V72H34L35 73V75L37 76L38 75V73H42V72H45V70H46V68L47 67H49V65L51 64V62H50V64L48 63V66H44V65H42V62H40ZM39 64V65H40ZM77 64V68H79L80 69V65H81V69H84V66H83V68H82V62L78 65ZM148 64V65H147ZM150 64V65H149ZM57 65H59L58 63H57ZM63 65H66V64H63ZM70 65H71V67H70ZM0 66H2V65H0ZM55 66V65H54ZM53 66V67H54ZM37 67H38V65H37ZM51 68H52V64H51V66H50ZM50 67L49 68H47L48 70L50 69ZM55 67V68H56ZM64 69H63V68ZM26 68V67H25ZM58 68H56V69H54L55 70V75H57L56 73L57 72H59V74L58 75H61L60 74V71H59V69ZM28 69V68H27ZM47 70V71H48ZM50 70H53V69H50ZM76 69H74V71H75ZM36 71V72H35ZM42 71V72H41ZM65 71V74L64 75H66L67 73H69V72H66ZM49 72H53V71H49ZM49 72H47V73H49ZM61 72H63V71H61ZM75 72H77V70L75 71ZM75 72L73 73L72 72V74H75ZM170 72H171V75H170ZM46 73V72H45ZM44 73V74H45ZM54 73H53V75H54ZM64 73V72H63ZM225 73V72H224ZM44 74H42V75H44ZM70 74V73H69ZM78 73H76V75H77ZM31 75V74H30ZM34 75V74H33ZM42 75H40V76H42ZM50 75V74H49ZM51 75H52V73H51ZM51 75H50V78H51ZM246 75V73L243 75V76H245ZM248 75V74H247ZM246 75V76H247ZM32 76V75H31ZM63 76V74L61 75V77ZM67 76V75H66ZM72 75H70V76H68V77H71ZM74 76V75H73ZM72 76V77H73ZM239 77V75H236V77H235V80ZM33 77V76H32ZM38 77L39 76H37V79H38ZM44 77V76H43ZM58 80L57 81H62V80H64V79H60V78H58V76H55ZM65 77V76H64ZM241 77V76H240ZM40 78V77H39ZM48 78V77H47ZM49 78V79H50ZM53 78V77H52ZM56 78H54V79H56ZM74 78H75V76H74ZM74 78L72 79V80H74ZM99 78V77H98ZM222 78H225V77H223L222 76ZM242 78V80L245 78H243V77H241ZM241 78H238V79H240L241 80ZM247 79H250V83L252 82L251 81V78L250 77H246ZM25 79V80H24ZM31 79V78H30ZM33 79V78H32ZM40 79H42V77L40 78ZM48 79V80H49ZM60 79V80H59ZM228 80V78L226 77L225 78V80ZM236 80V81H240V80ZM246 79V80H247ZM17 80H20V81H17ZM35 80V79H34ZM66 80V79H65ZM99 80V79H98ZM97 80V81H98ZM225 80H224V82H225ZM226 80V81H227ZM241 80V81H242ZM245 80V79H244ZM8 81V82H7ZM10 81V82H9ZM17 81V82H16ZM22 81V82H23ZM53 81V80H52ZM57 81H56V83H57ZM70 81V80H69ZM69 81H66V82H68L66 85H67V87H66V89L68 88V85L70 86V82ZM207 83L206 84H208L209 83V85L211 84L210 83V78H207L206 80H205ZM248 81V80H247ZM28 82V81H27ZM38 82V80H36L35 81V83H37ZM51 82V81H50ZM55 82V81H54ZM64 82L65 81H63L62 83L64 84ZM65 82V83H66ZM99 83H100V81H98ZM221 82H222V79H221ZM243 82V81H242ZM17 83V84H18ZM29 83V82H28ZM53 83V82H52ZM223 83V82H222ZM226 83V85H227V82H225ZM225 83H223V84H225ZM72 84V83H71ZM206 84H204L202 87H204V89L202 90V91H204V96L205 97H208L209 95H210V90L209 89H211V88H209V86L207 85L206 86ZM221 84V83H220ZM238 84H241L240 82L238 83ZM237 84V85H238ZM28 85V84H27ZM31 85H32V82H31ZM60 85H62L61 83H60ZM65 84H64V86H66ZM226 85L224 86V85H222L223 87H226ZM236 85V84H235ZM244 85V84H243ZM249 85V84H248ZM29 86H30V84H29ZM36 86V85H35ZM54 86V85H53ZM95 86V85H94ZM170 86L172 87L173 85L172 84H170ZM169 86V87H170ZM229 85H227V87H228ZM241 86V85H240ZM250 86H251V84H250ZM25 88H26V86H24ZM31 87V86H30ZM28 88V89H32V88ZM33 88H35L34 87V85L32 86ZM61 87H63V86H61ZM209 89H208V88ZM220 87V86H219ZM222 87V88H223ZM251 87H253V85L251 86ZM250 87V88H251ZM54 88V87H53ZM178 88H181L182 89V91L184 92V93H186L187 95H189L190 96V98L189 99H184L185 101H186V105H185V107H184V116H185V119L187 120V121H189V119H190V117L192 116V114H193V110L192 109H190L189 107H190V104H192L193 105V103L197 100L196 98H194V95H193V93H192V91L193 92H195L196 91V88H195V91H194V88H193V86H188V84H186V85H182V86H179ZM229 88V87H228ZM242 89H243V87H241ZM241 88H240V90H241ZM55 89V88H54ZM60 89V88H59ZM225 89H227V88H225ZM230 89V88H229ZM238 89V88H237ZM254 89V88H253ZM252 89V90H253ZM69 90V89H68ZM67 90V92H69ZM228 90V89H227ZM234 90V89H233ZM232 89L231 90H229V91H233ZM245 90V89H244ZM27 91V90H26ZM32 91V90H31ZM31 91H29V93H31L32 94V92ZM94 91H95V89H94ZM177 91V90H176ZM223 91H224V88H223ZM249 91V90H248ZM216 92V91H215ZM214 92V93H215ZM221 92V91H220ZM225 92L226 93H229V92H227L226 90H225ZM255 92V91H254ZM27 93V92H26ZM70 93H71V91H70ZM169 93H171L170 91H169ZM169 93H168V95H169ZM203 93V92H202ZM225 93V94H226ZM232 95L233 94H235L234 92L232 93V92H230ZM245 93V92H244ZM61 94H62V96H61ZM211 94H213L212 93V90H211ZM216 94V93H215ZM221 94H223V93H221ZM249 94V93H248ZM28 95V93L26 94V95H23L22 94V97H25L26 98V96ZM219 94H217V97H219L218 96ZM254 95V94H253ZM255 95H256V93H255ZM254 95V96H255ZM263 95V94H262ZM214 96V94L213 95H211V98ZM233 96H236L237 98H238V96H237V90H236V94L235 95H233ZM232 96V97H233ZM240 96V95H239ZM251 96V95H250ZM261 96V95H260ZM22 97L20 98H18L19 100L20 99H22ZM222 97V96H221ZM215 98H216V96H215ZM220 98V97H219ZM235 98V97H234ZM249 98V97H248ZM18 99H15V101H16V105H18L19 103H17V101H18ZM204 99V98H203ZM209 99V98H208ZM213 99H214V97H213ZM212 99V100H213ZM218 99V98H217ZM216 99V103L218 102V100ZM253 99V98H252ZM62 100V101H61ZM63 100H65V101H63ZM91 100V99H90ZM89 100V101H90ZM183 100V101H184ZM211 100V101H212ZM215 100V99H214ZM220 100V99H219ZM247 100V99H246ZM257 100H259L258 98H257ZM14 99H13V104H14ZM21 102H20V104L22 103V100H20ZM25 101V99H23V103H26V101ZM235 101V100H234ZM250 101V100H249ZM264 101V100H263ZM12 102L10 103H8V109H9V111L11 110L12 112L14 111H16L17 109L16 108H18V111H19V109L21 110V108L23 109L24 107H22V105H23V103H22V105H21V108H19V107H14L15 106V104L13 105L12 104ZM30 101H28L27 100V103L26 104H28ZM259 102V101H258ZM31 103V102H30ZM61 103H63V104H61ZM155 103V105H156V107H158L160 110H161V115H160V118H161V123L160 124H162L163 126H164V129L161 131V133H160V135H158L159 133L156 131V129H155V127H154V125L152 124V120H153V112H152V109H153V104ZM209 103V102H208ZM212 103H214V102H212ZM216 103H214V104H216ZM236 103V102H235ZM244 103V102H243ZM250 103V102H249ZM257 103V102H256ZM19 104V105H20ZM25 104V105H26ZM66 104V103H65ZM89 103H84L83 104V106L82 107H79V110H85V108H87L89 105H88ZM254 104H255V100H254V103H253V106H254ZM10 105H11V107H10ZM24 105V106H25ZM60 105H63V106H60ZM68 105V104H67ZM99 105H101V106H99ZM195 105V104H194ZM244 105V104H243ZM251 105V104H250ZM257 105V104H256ZM255 105V106H256ZM30 106V105H29ZM198 107H199V105H197ZM241 106H242V104H241ZM240 106V107H241ZM247 106V105H246ZM252 106V107H253ZM254 106V107H255ZM263 106V105H262ZM101 107V110H100V112L99 111H97V112H99V116H100V113H101V119L99 120V119H97V115H98V113H96V110L98 109V108H100ZM193 107V106H192ZM258 107V106H257ZM30 109H31V107H29ZM29 108H28V110H29ZM16 109V110H15ZM24 109H26V107L24 108ZM88 109H89V107H88ZM234 108H231V111L233 110ZM246 109V108H245ZM258 109V108H257ZM262 108H260V110H261ZM241 110H242V108H241ZM18 111H16L17 112V114L19 115L20 113H22L23 112V114H21V115H19V116H21V117H19V118H21V119H23L22 117H24V119L26 120L27 118H28V116H27V114H26V116L24 115V111L23 110H21V112L19 111V113H18ZM27 111V110H26ZM30 111V110H29ZM262 111V110H261ZM10 113V114H12L9 118H10V120H8V117L5 119V122L7 121V122H9V124L7 125L8 126V129H6L7 130V132L4 130V132H1V135L3 136V138H6V143H7V145L6 144H0V151L3 153L0 157H2V159H0V164L1 163H6V164H8L9 162H12L14 165L17 163V161H15V160H13V161H10V160H12V159H14L15 158V154H13L14 152H12V151H14L15 150V146H17L18 145V141L19 140H16V136L13 138V137H8L9 135H11V134H8V130H10V132L12 133L15 129L14 128H16V130L18 129V126H19V123H24L25 124V122L23 121V120H21L20 119V121L18 120L19 118H18V116H17V114L15 113V115L13 114V113ZM90 112V111H89ZM93 112V113H92ZM232 112H236L235 110L234 111H232ZM240 112V111H239ZM249 112H251V111H249ZM263 112V111H262ZM25 113H27V112H25ZM63 113V114H64ZM96 113V114H95ZM253 113H255V112H253ZM260 113V112H259ZM8 114H9V112H8ZM9 114V115H10ZM83 114V115H84ZM236 114H238V113H236ZM236 114L234 115V116H236ZM241 114V113H240ZM260 114H262V113H260ZM22 115H24V116H22ZM29 118H30V112H29ZM251 115V114H250ZM250 115H249V118L250 119H254V115L252 114L251 116L253 117V118H251L250 117ZM17 116V117H16ZM246 116V115H245ZM244 116V117H245ZM27 117V118H26ZM239 117V116H238ZM248 116H246V118H247ZM259 117V116H258ZM29 118H28V122L30 121L29 120ZM96 118V119H95ZM100 118V117H99ZM235 118V117H234ZM93 119H95V120H93ZM237 119V118H236ZM14 120L15 121H19V123H17L16 124V122H14ZM58 120H60V122L58 121ZM62 120V121H61ZM82 120V119H81ZM80 120V121H81ZM84 120H85V122H84ZM93 120V121H92ZM227 120H230V121H228V123L230 124V122L232 121L230 118H228ZM235 120V119H234ZM234 120H233V122L229 125V126H227V124H224V122H222V121H220V120H217V124L219 125V126H221V128L222 127H228L227 128V131H229V132H226V133H228V135H231L232 136V140H233V143H231L230 144V147H229V149H228V151L230 150V148L232 147V145H233V149H234V147H235V142H236V139H237V141H239L240 143H239V147H237L238 145V142H236L237 144H236V147H237V150H238V152H240V153H247L248 152V150H247V146L244 144V138H243V127L245 126H243L242 124L243 123H237V122H234ZM255 120V119H254ZM258 120V119H257ZM17 121V122H18ZM100 121V122H99ZM235 121H239V120H235ZM264 121V120H263ZM6 122V123H7ZM26 122H27V120H26ZM27 122V123H28ZM50 123V122H49ZM52 123V120H51V124H53ZM59 123V124H58ZM226 123V122H225ZM5 124V123H4ZM21 124V125H22ZM87 124V123H86ZM85 124V127H87V125ZM188 123H185V125H187ZM252 124H253V122H252ZM5 125V126H6ZM13 125V126H12ZM16 125H17V127H16ZM50 125V124H49ZM55 125H53L54 127H56ZM7 126H6V128H7ZM48 126V125H47ZM184 126V125H183ZM200 126V125H199ZM198 126V127H199ZM242 126V127H241ZM9 127L11 128L12 127V129H13V131H12V129H9ZM20 127V126H19ZM49 127V129H56V128H54V127H50V126H48ZM84 127V128H85ZM185 127V126H184ZM246 127V126H245ZM248 127V126H247ZM22 128H25L24 126H22L21 127V130H20V134H19V132H18V130L15 132V134L16 133H18V135L19 136H17L18 137V139H19V137H21V136H24L25 135V133H24V130L22 129ZM47 128V127H46ZM45 128V129H46ZM220 128V127H219ZM220 128V129H221ZM226 128H223V131H224V129H226ZM26 129V128H25ZM48 129V130H49ZM228 129H230V130H228ZM47 130V129H46ZM47 130V131H48ZM206 130H209L208 128H206ZM26 131V130H25ZM55 131V130H54ZM226 131V130H225ZM13 132V133H14ZM51 132V131H50ZM4 133V134H3ZM5 133L7 134V135H5ZM12 133V134H13ZM95 133V132H94ZM22 134H24V135H22ZM44 135H45V133H43ZM57 134L58 133H55V132H51V134H49V133H46V138L48 137V135H50V137H52V138H56L57 137ZM97 134V133H96ZM96 134H94V135H96ZM6 137H5V136ZM21 135V136H20ZM13 136H14V134H13ZM42 136V135H41ZM40 136V137H41ZM44 136V137H45ZM72 136V137H71ZM39 137V138H40ZM3 138H2V140H0V141H4L3 140ZM38 138V137H37ZM236 138V139H235ZM18 142H16V141ZM46 141V140H45ZM59 141V140H58ZM100 141H99V143H100ZM34 142V141H33ZM32 142V144H34V145H32V147L33 146H35L34 147V150L35 149H38V148H36V145L37 144H39V143H37V142H40V140L38 139V141H37V139H36V141L33 143ZM205 142V141H204ZM214 143L215 142H213L212 144H213V148H211L210 149V145L209 144H206L205 145V148H204V153H205V155L207 156V155H209V153H211V151L212 150H214ZM220 143H221V140H220ZM14 144V145H13ZM17 144V145H16ZM46 144H47V142H46ZM212 144H211V147H212ZM6 145V147L7 148H12V145H13V147H14V149L12 150H10L11 152H6V150H8V149H6L5 147H3V146H5ZM77 145V144H76ZM10 146V147H9ZM68 148V149H67ZM239 148V149H238ZM95 149V148H94ZM33 150V149H32ZM31 150V151H32ZM76 150V149H75ZM29 151V150H28ZM171 151V152H170ZM23 152H25V151H23ZM66 152H68V153H66ZM232 152H234V150H231V152H230V154L232 155ZM12 153V154H11ZM40 153V154H39ZM54 153V152H53ZM76 153V152H75ZM21 154H24V153H21ZM58 154V155H57ZM62 154V153H61ZM73 156H72V155ZM15 155V156H14ZM70 155L72 156V163H70L71 162V160H70ZM20 156V154L18 155V157ZM22 156V155H21ZM24 156V155H23ZM26 156V157H27ZM50 156V155H49ZM55 156V157H54ZM62 156V155H61ZM25 157V158H26ZM51 157H49V158H51ZM70 157V158H69ZM21 158V157H20ZM18 158L16 157V160H17ZM48 159V160H47ZM64 159V160H63ZM6 160V161H5ZM7 160H9V162L7 163ZM47 160V161H46ZM52 160V159H51ZM4 161V162H3ZM32 162V163H33ZM66 162V163H65ZM9 164V165H6L5 167H6V170H7V167H8V172L7 173H9L10 174V172H9V168L11 167H14L13 166V164ZM27 162H25L24 163V165L23 166H27V164H29V163H27ZM78 163V162H77ZM3 164H1V165H3ZM26 164V165H25ZM36 164V163H35ZM34 164V165H35ZM46 164V165H45ZM72 164V165H71ZM12 165V166H11ZM34 165H32L33 167H34ZM36 165H38V164H36ZM42 165V166H43ZM30 166H31V164H30ZM39 166V165H38ZM38 166H35V167H38ZM55 166V164L53 165V167ZM55 166V167H56ZM40 167H41V165H40ZM39 167V168H40ZM3 168H4V166H1L0 167V172H1V170H3ZM15 168V167H14ZM39 168H34V171H36V169H37V171H38V169ZM43 167H41L40 169L41 170H43L42 169ZM39 169V171H41ZM12 170V169H11ZM10 170V171H11ZM16 170V169H15ZM27 170H28V168H27ZM171 171V173L169 174V172H168V176L166 175V174H160V172L161 171ZM5 171V169L2 171V173ZM49 171V172H48ZM51 171V172H50ZM6 172V171H5ZM4 172V173H5ZM11 173H12V171H11ZM30 173H31V171H30ZM36 173V172H35ZM40 173V172H39ZM38 173V174H39ZM53 175H52V174ZM38 174H37V176H36V174H35V176L36 177H40V175L38 176ZM52 175V176H50V175ZM172 174V175H171ZM32 175H34V174H32ZM6 176V175H5ZM9 176H11V175H9ZM31 176V175H30ZM35 176H33V178L35 177ZM13 177V176H12ZM32 177V176H31ZM51 177H53V179H54V177H55V179L54 180H52V178ZM177 177V179L175 180V178ZM9 179V178H8ZM10 179H12V178H10ZM32 179V178H31ZM34 179H36V182L38 181V183L37 184H39V188H41L42 189V185H45L46 184V182H44V184L43 183H41L40 182V180H37V178H34ZM34 179H32V180H34ZM27 182H29V181H27ZM41 183V186H40V183ZM175 182V183H174ZM180 183L182 184H180V188H179V186H178V188L177 189H181V190H186V191H184V192H186L187 194H185V195H182L184 198H183V200L182 201H180L181 200V198H182V196L180 197V196H177V194H175L176 192H179V191H174L175 193H174V195H176V201H177V203H176V201L174 200V198L173 199H171L170 197H174L173 196V194H172V196H169L173 191V189L172 190H170L169 192V195H168V197H169V199L168 200H166L168 197H167V194H166V198L165 199H162L161 200V203L163 204V200L165 201L166 200V203H165V205H167V202H170V204L173 202V204L172 205H170L171 207L173 206V208H175L176 206H180V209H182V206L181 205H183V209L182 210H185L186 211V213L188 212V209L190 210V207H191V209H193L192 208V204H194L192 201H193V199L192 198H194L193 196H191V193H193L194 192V189H192V192H191V190H187V188H189V184H184L185 186V188L183 187V183L180 181ZM51 185L52 184H50V185H48V187L50 186L51 187ZM191 185V184H190ZM45 186H47V185H45ZM204 186V185H203ZM49 187V188H50ZM52 187H53V185H52ZM51 187V188H52ZM181 187H183V188H181ZM169 188V189H168ZM201 188V187H200ZM40 189V190H41ZM43 189V190H44ZM197 189V188H196ZM195 189V191H198V190H200L199 188H198V190H196ZM220 189V188H219ZM39 190V191H40ZM58 190V189H57ZM37 191V192H36ZM42 191V190H41ZM172 191V192H171ZM31 192V193H30ZM35 192V193H34ZM44 192V191H43ZM60 193H61V191H59ZM200 193H201V190L199 191ZM37 193V194H36ZM59 193V194H60ZM198 193V192H197ZM197 193H196V198H194V200L195 199H197V201L196 202H198L199 200L198 199H201L202 200V198H203V196L205 195V193H204V195H203V191H202V197L201 198H198V196H201V195H199V193H198V195H197ZM223 192H220V195H219V192L218 193H216L217 195L216 196H218V197H220V200H222L221 198H222V196H221V194H222ZM30 194H34V198H35V200H34V198H33V196L32 195H30ZM194 194H195V192H194ZM37 195V196H36ZM193 195V194H192ZM69 196V197H68ZM206 196V195H205ZM36 197H37V199H36ZM59 197V196H58ZM57 197V198H58ZM177 197L179 198V199H177ZM209 197V196H208ZM164 198V197H163ZM31 199H33V203H32V200ZM188 199V201H186L185 202V200H187ZM190 199H191V201H190ZM213 199H217L216 197L215 198H213ZM15 200H16V202H19V201H17V199H14L13 200V204H14V207H15ZM28 200H29V202L31 201V203H29L28 202ZM39 202V204H37L38 202ZM170 200V201H169ZM178 200H179V205H178ZM211 201H213V200H211ZM217 201H218V199H217ZM59 202H61V203H59ZM141 202V204H140V206L141 207H139V209L140 208H142V203L143 204H145V203H147L146 205H145V207L147 206V208L148 209H146L145 207H143L144 208V212H143V210H141L142 211V215L141 214H139V213H136L135 211H134V209L135 208H137L138 209V206L137 207H135L134 205H137L138 203H140ZM157 202V203H156ZM180 202L182 203V202H184L186 205H184V203H182L181 205H180ZM191 202H192V204H191ZM201 202V201H200ZM26 203H24V205L26 206L27 205V208H29L28 207V204H26ZM46 203H47V205H49L48 206V208L46 207ZM156 203V204H155ZM199 203V202H198ZM197 203V204H198ZM215 203H216V200H215ZM17 204V203H16ZM57 204V205H56ZM162 204L160 205V203H159V205L160 206H162ZM197 204H196V206H197ZM19 205H21V203H19ZM18 204H17V207H15V209L16 208H18V206H19ZM158 205V204H157ZM156 205V206H157ZM164 205V204H163ZM164 205V206H165ZM215 205V207H212L213 209H215V210H217V205L216 204H214ZM214 205H211V206H214ZM22 206V205H21ZM25 206H22V207H25ZM35 206V210L36 211H38L37 210V207ZM57 206V207H56ZM135 208H134V207ZM155 206V207H156ZM159 206V207H160ZM164 206H162L161 208L163 209H161V208H158V207H156V210H155V214H156V216L158 215V214H160L161 213V215H162V212L163 213H165L164 212V209L165 208H163ZM217 206V207H216ZM31 207H33V205L31 206ZM166 207V206H165ZM171 207H169V203H168V208L169 209H171ZM52 208V212L53 213H51L49 210ZM54 208H56V212L54 213ZM152 208V209H151ZM195 208V207H194ZM23 209V208H22ZM21 209V207L19 206V209L17 210V211H15L14 210V208H13V210L15 211V214H19L20 212H18L19 210H22ZM47 209H48V211H47ZM157 209H158V211H157ZM161 209V211H159ZM167 209V208H166ZM168 209V210H169ZM176 209H178V207L176 208ZM179 209V210H180ZM32 210H34V207H33V209ZM140 210H139V212H140ZM149 210H150V212H149ZM152 210V211H151ZM172 210V209H171ZM23 211H25V212H27V214L26 213H20L19 214V216H23L21 219H23L24 218V224H21V225H25V223H28V221L29 220H31V219H34V217L33 216H35V214L31 217L30 215H28L29 214V212H31L30 211V208H29V210L27 211V209L25 210H23ZM137 211V210H136ZM166 211V210H165ZM35 212V211H34ZM136 214H135V213ZM40 212H38V214H39ZM57 213V214H56ZM141 213V212H140ZM31 214H33V211L31 212ZM37 214V213H36ZM50 214H52V215H50ZM55 214V215H54ZM137 214H139V215H137ZM154 213H152V215H153ZM154 214V215H155ZM166 214V213H165ZM151 215V216H152ZM24 216H26L27 218H25ZM29 216V217H28ZM50 217H53V219H54V221H53V219L51 220V218ZM154 217V216H153ZM187 217H188V220H191L192 219V217L191 216H186V218H185V220L186 221H188L187 220ZM190 217H191V219H190ZM49 218V219H48ZM27 220V222H26V220ZM181 219V218H180ZM49 220L50 221H53V222H49ZM184 220V218L182 219V221ZM183 221V223H185L186 221ZM22 221V223H23V220H21ZM111 221H115L117 224V226L116 227H118V225H119V227L117 228V231L120 229L121 231L119 232V233H121L122 232V230H123V233H121L119 236H118V233L117 232H114V230H115V228L116 227H114L113 225H115L114 224V222H112L113 223V225H111L112 223H111ZM150 221H151V219H150ZM180 220H178L177 222H179ZM222 220H220L219 219V221H217V222H215V223H211L212 225H209V228H210V230L211 229H213V227H214V225L215 226H217V228H218V224L219 223H223V221L221 222ZM35 222V223H34ZM149 222V221H148ZM169 222V223H168ZM177 222H175V224L177 225V227L181 224V221L179 222V223H177ZM189 222V221H188ZM31 223V222H30ZM111 223V224H110ZM168 223V224H167ZM216 223H218L217 225H216ZM160 224H162V223H160ZM179 224V225H178ZM186 224H187V222H186ZM19 225V224H18ZM27 225V224H26ZM25 225V226H26ZM148 225H150V224H148ZM148 225H147V228H148ZM152 225V224H151ZM151 225L149 226V228H151V231L152 230H154L155 228H152L151 227ZM166 226V227H170V221H165L163 224H162V226H161V228H163L164 226ZM187 225H189V223L187 224ZM186 225V226H187ZM236 225V224H235ZM241 225V224H240ZM240 225H238V226H240ZM29 226H28V228H29ZM110 226H112V228L114 227V230L113 229H111V227ZM121 226V227H120ZM134 226H136V225H134ZM138 226V225H137ZM153 226H154V224H153ZM156 226V225H155ZM182 225H180L178 228H180L181 229V231L182 230H185L184 228H182L181 227ZM198 226V225H197ZM197 226H195V229H196V231H197V234H199L200 232V234H201V236H202V233H205V231L203 230V229H201L202 227H197ZM237 226V225H236ZM18 227V226H17ZM158 227H160L159 226V224H158V226H157V228ZM166 227H164V228H166ZM177 227H170V228H172L173 229V232H174V229L175 228H177ZM189 226H187L186 228H188ZM22 230H21V229ZM122 228V229H121ZM146 228V227H145ZM156 228V229H157ZM160 228V229H161ZM164 228L162 229V230H164ZM177 228V234H176V237H174L175 238V240H173L172 239V242H173V247L172 248H174V246H175V248H181V247H179V246H183L182 244H185V243H183L184 242V240L186 239H181L183 242L180 244L179 243V245H176V244H178V242H180L181 240H180V238H181V236H183V235H179V233L181 232H179V230L180 229H178ZM233 228H235L236 229V227H233ZM240 228H243L242 227V225H241V227H239V229ZM37 231H36V230ZM135 229V228H134ZM154 230V232H157L158 233V231H161L160 229L157 231V230ZM214 229H215V227H214ZM235 229H233L234 231H236ZM20 230V231H19ZM23 230H25V229H23V227L22 226H19V228L17 229V232L19 231V233L17 234V232H16V234L18 235V236H20V238H22L23 236H25V235H23ZM146 230V229H145ZM166 230H168V229H166ZM23 231V232H22ZM147 231H149V229L148 230H146L145 232H147ZM196 231L194 230L193 231V233H195V235H196V237L194 236V240L192 239L193 237H191V239H189V240H193V242H191L192 244L194 243V241H195V239L197 238V234H196ZM203 231V232H202ZM238 231V230H237ZM25 232V233H26ZM36 232V233H35ZM141 232H142V230H141ZM144 232V234L142 233V235H145V234H147V233H145ZM153 232V233H154ZM183 232V231H182ZM184 232H186V231H184ZM22 233V234H21ZM30 233V232H29ZM38 233V234H37ZM89 233V234H88ZM152 233V232H151ZM152 233V234H153ZM165 233V235H166V232H164ZM188 233H189V231H188ZM215 233V232H214ZM214 233L213 234H211V235H214ZM15 231H14V238L12 237L10 240H16V239H18V238H15ZM20 234V235H19ZM30 234V235H31ZM41 234V235H40ZM49 234L51 235L50 237H49ZM159 234V233H158ZM173 234H175V233H173ZM180 234H182V233H180ZM184 234V233H183ZM199 234V235H200ZM206 234V233H205ZM208 234V233H207ZM13 235V234H12ZM16 235V236H17ZM21 235H22V237H21ZM27 235V234H26ZM29 234L26 236L27 238L30 236ZM160 236H161V234H159ZM177 235L180 237L179 238V240L177 239ZM187 235V234H186ZM211 235H208V236H210L211 237ZM216 235V234H215ZM125 236V235H124ZM190 236H191V234H190ZM204 236H206V235H204L203 234V237ZM32 237L33 236H31V239H32ZM143 240V242H145V243H143V242H141V240H140V238ZM165 237V236H164ZM207 237V236H206ZM206 237H204L202 240H203V242H205L204 240L206 239ZM209 237V238H210ZM216 237H218L217 235H216ZM19 238V241L17 240V242H18V244H17V242L15 243V244H17L18 246H19V248L20 249H23V245L24 244H26L25 242L26 241H24V243L23 242H21V241H23V238H22V240ZM26 238V239H27ZM51 238V239H50ZM61 238V242L60 241H58L59 239ZM91 238H90V240H91ZM187 238H189V237H187ZM199 238H202V237H199ZM209 238L207 237V240H209ZM214 238H215V236H214ZM25 239V238H24ZM63 239H65L64 240V242H63ZM212 239H213V236H212ZM217 239V238H216ZM14 240H13V242H14ZM27 240V241H28ZM93 240V241H94ZM132 240V239H131ZM153 240H151L150 242H153ZM178 241L177 243L175 242V241ZM188 240V239H187ZM189 240H188V243H189ZM199 240V239H198ZM198 240L197 241H195V243L192 245L191 243V245H192V247H190V248H196L199 244L201 245V243L203 244V245H201V246H199V248L197 247V249H192L191 250V252H189L188 250H187V248H188V246L186 247V244L184 245V247H186V249L183 247L182 249L184 250L183 252H184V254L186 253V254H188L189 255V260L191 261L192 259L194 260V261H196V262H194L193 264H196L197 263V259H199L200 260V258H202V256H205L201 251H205L206 249H201V247H204V245L206 244V246H205V248H208L207 247V240H206V243L204 244L203 242H202V240H200L199 242H201V243H198ZM210 240H211V238H210ZM210 240H209V242H210ZM66 241V242H65ZM89 241V242H88ZM186 241V240H185ZM212 242H215V239H213V240H211ZM244 241H245V239H244ZM20 242V243H19ZM58 242H59V244L60 245H63V244H65L66 243V246H67V244H69L68 246H69V249L68 250H64V248H63V246L62 247H60L59 246V244H58ZM77 242H79V244L78 245H80V246H78V245H75ZM81 242V243H80ZM153 242V243H154ZM11 243H12V241H11ZM23 243V244H22ZM39 243H41V244H39ZM90 243H92V246H93V242L91 241ZM121 243H122V241H121ZM176 243V244H175ZM198 243V244H197ZM238 243V242H237ZM14 243H13V245H15ZM34 244V245H33ZM52 244H54V243H52ZM51 244V245H52ZM147 244H149V242L147 243ZM152 243H150V245H151ZM190 244H187V245H189V246H191ZM195 244H197V246H194ZM208 244H212V246L213 247H215L213 244H216V243H208ZM241 243H238V244H236V246H235V250H238L237 248H240V245ZM27 245H28V243H27ZM31 245L29 246V247H31ZM78 247V250H80L79 252H77V250H75V249H77L76 247ZM95 245V244H94ZM122 245V244H121ZM11 247L12 246V244H10V245H8V247ZM18 246H17V249H16V245L15 246H13V247H15V249L16 250H19L18 249ZM26 246V245H25ZM35 247V249L37 248V249H39L38 247ZM53 246V245H52ZM65 246V247H66ZM88 246H90V245H87L86 246V248H88ZM99 246V247H100ZM178 246V247H177ZM210 246V245H209ZM211 246V247H212ZM94 247V246H93ZM122 247H124L123 245H122ZM133 247H130V248H132V250H133ZM157 247H156V249H157ZM210 247V249L212 250V248ZM241 247H244L243 245L241 246ZM40 248H41V246H40ZM66 248H68V247H66ZM85 248V247H84ZM91 248V247H90ZM174 248V249H175ZM215 248H217V246L215 247ZM226 248V249H225ZM225 248L223 249V252L222 253H224V251H228L230 248L229 247H226L225 246ZM227 248H229V249H227ZM246 248V247H245ZM249 247L247 246V252L248 253H250L249 252V249H248ZM14 249V250H15ZM26 249H28L27 250V253H28V251L31 249V248H28V246H27V248ZM35 249H34V251H35ZM51 249V248H50ZM83 249V248H82ZM103 249V248H102ZM123 249V248H122ZM146 249V250H145ZM155 249V250H156ZM198 249H201L200 251H199V253L200 254H203V255H200V254H198V252H196V251H198ZM209 249V248H208ZM207 249V250H208ZM209 249V250H210ZM242 249H244V248H242ZM241 249V250H242ZM8 250V249H7ZM12 250V248L11 249H9V252ZM91 250V249H90ZM89 249L88 250H86V251H90ZM93 250V249H92ZM104 250V249H103ZM120 250V249H119ZM130 250V249H129ZM143 250V249H142ZM175 250H177V249H175ZM179 250H181V249H179ZM179 250H177L178 252H179V254H178V252H176V251H174V250H172V251H174L173 252V258H172V262L171 263H174V264H179L180 262H178V258L180 257V251ZM194 250H195V257L196 258H191V256L192 255H194ZM206 250V251H207ZM208 250V251H209ZM211 250H210V252H211ZM234 250V246H233V248L231 249V251H233ZM251 250V249H250ZM6 251V250H5ZM23 251H24V249L23 250H19V252L17 251V253H19V256H20V254H23ZM47 251V250H46ZM136 251H138V250H136ZM143 251V252H144ZM153 251H154V249H153ZM152 251V253H151V255L149 254V259L146 257V258H144V253H143V258L142 259H148V264H150V262L152 263V264H154V262H155V260H154V258H152V255L154 254V252ZM158 251V250H157ZM217 251V252H216ZM231 251H228L229 252V254L231 253V257L233 256V255H236V257H237V251L235 252L236 254H233V252H231ZM240 251V250H239ZM245 251V250H244ZM8 252V251H7ZM12 252V251H11ZM10 252V253H11ZM30 252V251H29ZM53 252V253H54ZM100 252V253H101ZM107 252V253H106ZM129 252V251H128ZM133 252V251H132ZM147 252V251H146ZM156 252V251H155ZM179 255V257H177V261L175 260V255H177L176 253ZM220 253V250L219 249H217V250H215V255L213 254V252H211L210 254L212 255V259L213 260H215L214 259V256H216L217 254L216 253ZM225 252V253H226ZM246 252V251H245ZM246 252V253H247ZM1 253V252H0ZM13 253V255H14V253H16V251H13L12 252ZM16 253V254H17ZM24 253H25V251H24ZM27 253H25L26 255H27ZM113 253V252H112ZM113 253V254H114ZM131 253V252H130ZM140 253V252H139ZM175 253V254H174ZM181 253H182V250H181ZM224 253V254H225ZM247 253V254H248ZM251 253H252V251H251ZM6 254H9V253H5L4 252V250H3V252L0 254V256L3 258V256L4 257H6L7 255ZM24 254V255H25ZM47 254V253H46ZM45 254V255H46ZM84 254V255H83ZM121 254V253H120ZM138 254V253H137ZM183 254V253H182ZM183 254V255H184ZM198 254V255H197ZM233 254V255H232ZM240 255L241 254H243V251H242V253H239ZM246 254V256H248ZM10 255V254H9ZM18 255V254H17ZM16 255V259H17V257H19V256H17ZM23 255V256H24ZM83 255V256H82ZM182 255V256H183ZM191 255V256H190ZM210 255V256H211ZM218 255H220V254H218ZM250 255V254H249ZM11 256V255H10ZM46 256H48V255H46ZM50 256V255H49ZM122 256V257H121ZM136 256V255H135ZM141 256V255H140ZM140 256H138V257H140ZM154 256V255H153ZM251 256V255H250ZM250 256H248V257H250ZM0 257V258H1ZM9 257V256H8ZM21 257H22V255H21ZM27 257V256H26ZM52 257V256H51ZM51 257H49V258H51ZM136 258L137 260L139 259V258ZM175 257V258H174ZM184 257V259L182 258V257H180L179 259H181V261H182V263L183 264H186L187 262H189L190 263V261H188V258H187V261L185 262L184 260L186 259L185 258V256H183ZM188 257V256H187ZM193 257V256H192ZM199 257V258H198ZM235 256L234 257H232L231 259H233V258H236ZM238 257L240 258V256L238 255ZM238 257L236 258V260L238 259ZM241 257H242V255H241ZM247 257V259L250 261L251 259V257L250 258H248ZM1 258V259H2ZM12 259H10L11 261L10 262H19V258H18V260H16L15 259V256H12L11 257ZM15 260H14V259ZM24 258V257H23ZM22 258V259H23ZM45 258V257H44ZM47 258V257H46ZM211 259V257H209V256H206L205 258H202L201 260H203V259H205V264H207V262L206 261H210V260H207V259ZM244 258H245V255H244ZM52 259H53V257H52ZM116 259V260H115ZM135 259V258H134ZM174 259V260H173ZM183 259V260H182ZM196 259V260H195ZM226 259V258H225ZM246 259V261H248ZM2 260H4V259H2ZM14 260V261H13ZM47 260V259H46ZM50 260V259H49ZM61 260V261H60ZM83 260H85V259H83ZM120 260V259H119ZM122 260V259H121ZM136 260V263L137 262H140L139 260L137 261ZM216 260H217V256H216ZM235 259L233 260V264H236V263H238L239 261H241V259H238L237 261H236ZM242 260H244V262H245V259H243V257H242ZM52 261V260H51ZM50 261V262H51ZM93 261V260H92ZM174 261H176V263L174 262ZM180 261V260H179ZM212 261V260H211ZM218 261V260H217ZM217 261H212L211 263L209 262L208 264H212L213 262H214V264L217 262ZM222 261H224V260H220V262L218 261V263H220L221 264V262ZM234 261L236 262V263H234ZM248 261V263H250ZM21 263H22V260L20 261ZM19 262V263H20ZM81 262V261H80ZM120 262V261H119ZM178 262V263H177ZM191 262H193V261H191ZM231 263L232 264V260H231V262L230 261H228V260H226L225 261V263L226 264H229V263ZM20 263V264H21ZM58 263V262H57ZM91 263H93V262H91ZM181 263V264H182ZM188 263V264H189ZM199 263V262H198ZM201 263H202V261H201ZM224 263V262H223ZM18 264V263H17ZM45 264H47V263H45ZM49 264V263H48ZM52 264H53V262H52ZM55 264V263H54ZM61 264V263H60ZM81 264V263H80ZM86 264V263H85ZM94 264V263H93ZM140 264V263H139ZM141 264H142V261H141ZM155 264H156V262H155ZM200 264V263H199ZM217 264V263H216ZM238 264H244L243 262H241V263H238Z\"/></svg>",
    "mask_w": 264,
    "mask_h": 264
}]
</instances>
